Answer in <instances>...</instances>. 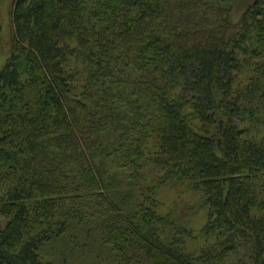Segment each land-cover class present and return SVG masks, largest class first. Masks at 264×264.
Returning a JSON list of instances; mask_svg holds the SVG:
<instances>
[{"label":"trees","instance_id":"trees-1","mask_svg":"<svg viewBox=\"0 0 264 264\" xmlns=\"http://www.w3.org/2000/svg\"><path fill=\"white\" fill-rule=\"evenodd\" d=\"M236 3L12 0L0 264H264V0Z\"/></svg>","mask_w":264,"mask_h":264},{"label":"rangeland","instance_id":"rangeland-1","mask_svg":"<svg viewBox=\"0 0 264 264\" xmlns=\"http://www.w3.org/2000/svg\"><path fill=\"white\" fill-rule=\"evenodd\" d=\"M251 1L252 0H237L232 15V19L234 21L239 19L243 10ZM11 2L12 0H0V70L2 69L10 53L12 44V28L10 21ZM163 190V199L167 202H173L170 203V206L173 207L174 204L178 202V205L175 207V209L177 208L178 212L185 214L187 213L188 215L190 209V220L193 221L192 224H194L195 227L203 224L206 217V206L204 205V202L199 194L187 192L185 189L178 188L170 191L168 188L164 187ZM170 206L167 207L170 208ZM5 222L6 218L0 214V228L5 224ZM59 249L67 251V248L64 246L63 242L61 243L55 241L53 244L50 243L44 246L42 252L44 253V257L48 259L51 264L75 263L73 258H68L65 260V262H63L61 258H63L65 254L59 252Z\"/></svg>","mask_w":264,"mask_h":264}]
</instances>
